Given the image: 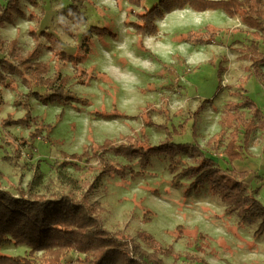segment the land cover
I'll use <instances>...</instances> for the list:
<instances>
[{"label":"rangeland","instance_id":"obj_1","mask_svg":"<svg viewBox=\"0 0 264 264\" xmlns=\"http://www.w3.org/2000/svg\"><path fill=\"white\" fill-rule=\"evenodd\" d=\"M158 2L86 0L80 8L82 23L73 24L60 13L71 0H21L20 12L0 27L1 38L16 37L24 53L34 43L30 30L50 32L59 45L42 36L33 62L46 63V77L56 85L63 77L66 83L45 90L32 86L26 68L19 67L21 75L0 70L7 83L0 84V186L11 193L19 186L46 197L76 196L93 178L97 184L90 197L102 208L104 225L136 241V233L146 231L181 255L176 260L162 256L165 264H264V235H254L260 219L239 223L243 214L225 211L227 203L210 189L209 180L198 181L201 171L192 169L190 148L197 142L207 150L203 145L219 131L224 103L239 100L232 92L241 81L264 113V85L245 69L248 61L238 58L249 39L246 25L221 9L163 13L159 7L162 16L149 33L140 15ZM192 32L203 41L189 39ZM52 91L59 97L50 99ZM27 111L29 119L18 123ZM129 135L157 149L148 155L138 150L128 159L118 148ZM106 140L115 146L104 156L110 166L124 170L101 173L87 156L70 164L72 154H91L93 144ZM250 140V155L242 158L254 171L243 182L264 203L261 131L255 130ZM206 156L228 167L227 158L212 152ZM177 226L182 236L176 237ZM28 250L11 244L0 249L10 255Z\"/></svg>","mask_w":264,"mask_h":264},{"label":"trees","instance_id":"obj_2","mask_svg":"<svg viewBox=\"0 0 264 264\" xmlns=\"http://www.w3.org/2000/svg\"><path fill=\"white\" fill-rule=\"evenodd\" d=\"M3 1L5 2L0 0V27L11 19L13 13L20 12L19 0ZM71 1L72 3L62 8L60 13L73 24L82 23L83 15L80 8L86 0ZM122 1H127L131 5H140L141 2V0ZM159 7L162 8L163 13L183 8L194 11L221 9L229 16H237L246 25V34L249 37L238 51L240 54L238 58L248 61L245 69L264 85V73L261 67L264 64V0H159L158 4L140 15L141 20L148 26L149 33L156 31L154 20L162 16ZM29 34L34 43L31 49L24 53L16 38L4 40L0 36V70L16 71L21 75L23 71L19 67L26 68L25 70L34 78L32 86L44 87L45 90L61 89L66 83V78L60 79L56 85L54 78L46 77L48 65L33 62L39 55L41 46L39 40L42 36L55 46L59 45L57 39L47 30L40 33L30 30ZM201 38L200 33L189 34V39L203 41ZM56 49L55 53L60 56L62 52L59 48ZM62 57L74 58L65 55ZM1 71L0 84L7 85L6 77ZM30 93L39 99L43 97L38 92L30 91ZM247 94L241 81L237 90L232 92V95L239 100H227L224 103L219 120V131L209 137L203 145L207 150L203 151L197 142L190 144V148L195 156V166H192V169L201 171L198 181L209 180L210 189L227 203L226 212L236 210L243 214L239 223L258 217L260 221L254 231V235L257 236L264 235V203L249 193L243 182L252 171H239L231 166L233 160L242 158V154L250 155V136L257 129L263 135L260 153L264 158V113ZM54 96L59 97L53 94V91L48 95L50 99ZM68 98L71 97L67 96L66 99ZM28 119L27 111L18 123L22 124ZM7 121L11 120L7 119ZM164 145L163 143L159 147ZM179 145L187 146V144ZM114 146L108 140L102 145L93 144L91 154L88 152L72 154L69 158L73 163L70 164L73 165L75 160L80 162L87 156V162L92 158L96 160L101 173L119 172L123 167L118 165L116 170L110 166L111 162L104 156L105 152L113 150ZM156 149L157 147L142 146L139 138L129 135L119 144L118 153L130 159V154L138 150L148 155ZM209 152L227 158L226 164L230 166L221 168L213 159L206 156ZM96 184L97 181L92 178L84 193L76 196L61 193L50 197L29 193L28 188L24 190L19 186L16 187V193H11L0 186V249L7 244L15 247L25 246L29 249L22 255H10L0 251V264H165L162 256L171 255L175 260L181 256L172 248L160 245L146 231L137 232L136 241L131 235L108 229L103 223L102 208L90 197ZM174 233L179 237L184 232L181 226H177ZM187 245H192V241L187 242ZM69 253H74L75 256L67 258ZM189 257L202 260L197 256ZM173 264L176 262L174 261Z\"/></svg>","mask_w":264,"mask_h":264},{"label":"crops","instance_id":"obj_3","mask_svg":"<svg viewBox=\"0 0 264 264\" xmlns=\"http://www.w3.org/2000/svg\"><path fill=\"white\" fill-rule=\"evenodd\" d=\"M20 1V5H21V0H19ZM102 1H104V0H102ZM106 1H109L110 3H113V4H115V0H106ZM21 7V6H20ZM44 27H46V25H44ZM37 31H40V29H38ZM16 38V37H15ZM11 39H12V37H11ZM264 49V48H263ZM263 66V65H262ZM261 66V67H262ZM262 71H263V69H262ZM263 73H264V71H263ZM261 95H263V92H261L260 93ZM263 143V142H262ZM261 143V144H262ZM260 147H261V145H260ZM249 150H250V146H249ZM242 159V160H241ZM245 164V165H242V164ZM228 166H230V165H228ZM231 166H233V167H235L237 170H251L250 168H248L247 167V165H246V163L244 162V160H243V158H240V159H236V160H233L232 161V164H231ZM252 171H254V170H252Z\"/></svg>","mask_w":264,"mask_h":264}]
</instances>
